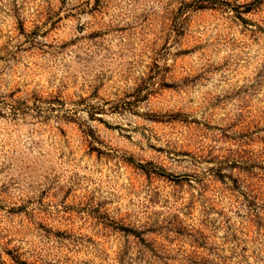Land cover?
Instances as JSON below:
<instances>
[{"label": "rangeland", "instance_id": "1", "mask_svg": "<svg viewBox=\"0 0 264 264\" xmlns=\"http://www.w3.org/2000/svg\"><path fill=\"white\" fill-rule=\"evenodd\" d=\"M0 264H264V0H0Z\"/></svg>", "mask_w": 264, "mask_h": 264}, {"label": "trees", "instance_id": "2", "mask_svg": "<svg viewBox=\"0 0 264 264\" xmlns=\"http://www.w3.org/2000/svg\"><path fill=\"white\" fill-rule=\"evenodd\" d=\"M200 8V7H199Z\"/></svg>", "mask_w": 264, "mask_h": 264}]
</instances>
